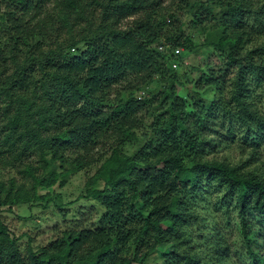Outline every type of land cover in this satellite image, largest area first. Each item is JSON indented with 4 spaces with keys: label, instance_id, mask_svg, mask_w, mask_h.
Here are the masks:
<instances>
[{
    "label": "trees",
    "instance_id": "16d2710c",
    "mask_svg": "<svg viewBox=\"0 0 264 264\" xmlns=\"http://www.w3.org/2000/svg\"><path fill=\"white\" fill-rule=\"evenodd\" d=\"M215 7L222 32L202 44L217 63L187 67L174 51L194 47L193 30ZM182 14L193 16L192 32ZM255 37H264V0H179L175 10L167 0H0V264H149L171 244L168 264H229L221 230L195 234L211 204L237 227L241 263L264 264V175L252 167L264 148V50L251 49ZM228 83L229 97L210 101ZM208 123L239 134L248 162L204 159L197 131ZM22 129V143L40 145L35 154L17 153ZM9 166L32 179L29 190L12 195L2 183ZM86 167L96 171L81 199L100 202L99 224L76 221L23 252L4 214L47 207L41 188L64 187ZM198 238L210 240L202 261Z\"/></svg>",
    "mask_w": 264,
    "mask_h": 264
},
{
    "label": "rangeland",
    "instance_id": "374dc122",
    "mask_svg": "<svg viewBox=\"0 0 264 264\" xmlns=\"http://www.w3.org/2000/svg\"><path fill=\"white\" fill-rule=\"evenodd\" d=\"M178 3L179 0H167V5L174 10L177 8ZM218 11L219 9L215 7L214 18L207 19L201 33H198L197 30H193L194 47L176 48L180 51V54L178 55L181 57V60H184L186 66L189 65L187 67H202V69H206V67L213 66L217 63L216 57L213 56L212 58H209L210 50L202 43H204L207 36H209V38H217V36L222 32L221 22L217 20V18H219V15L217 16ZM185 13L187 12L185 11ZM192 18L193 16H190L189 14L181 15L184 29L190 32H192ZM74 33V38L78 39L79 36L77 32ZM235 33L241 37L247 38L242 33ZM158 48L161 50V44L158 45ZM251 49L264 50V37H255L251 42ZM180 72H187L190 74L187 69H182ZM176 84L178 86V94L188 98L187 93L189 90L184 89V86H182L179 82ZM153 88H155L154 85ZM227 88L228 89L225 90V92L212 91L208 95V98L211 101L213 100L215 94L219 93H222L223 97H229V93L227 91L231 88L230 83L227 84ZM148 97L150 96L146 91H141L140 96H138L139 99ZM5 102L8 104V107L11 105L10 99ZM16 107L17 105L13 108ZM3 112L4 111H1L0 109V113ZM4 121L5 118L0 120V123L3 124ZM207 126V128L201 127L199 128V132L197 131L198 135L206 145L204 159L226 160L237 165H242L248 162L250 159V147L246 146L240 140L239 134H236V137L233 139L231 136H226L225 129L221 124L213 125L208 123ZM19 135H22V137L19 138ZM29 137L30 136H28L23 129L20 130L17 135L13 136L12 140L15 141V143H18L17 153L23 155L35 154L34 150L35 148L40 147L39 144L33 142L31 146H27L22 143L23 140L28 139ZM260 152V156H257V158H259V163L253 164L252 167L255 168L258 173L264 175V148L263 150H260ZM31 164L34 168L39 170V173H43L40 165L36 164L35 158ZM20 167L22 168V165ZM19 170L21 169H16L12 166H9L8 169L4 170L5 172L2 183H4L8 189H12V195L16 194L19 188H26L29 190L31 184L33 183L30 177L24 174H18ZM95 171V168L89 169L86 167L82 172L75 174V176H73L64 187L58 186L56 188H41V195H45L46 193L50 194L51 202H48L50 205L47 207H35L31 211V209H29V205H20L16 208V211H18L19 214H4L9 228L14 231L17 237H22L20 244L23 252L27 250L30 241L32 242L34 248L38 249L47 246L51 241L59 240L63 237L66 231L77 226L75 225L76 221L77 224H80L79 227L83 228H90L99 224V220L104 212L100 202L92 199H81V195L85 192L84 190H86V186L90 179L94 176ZM12 180L14 181V184L11 183ZM5 196L6 194L4 193L3 197ZM205 209L206 211H200V213L207 216L209 224L207 227L199 226L197 228L198 232L195 234L199 235L200 233L201 238L204 233L207 236H211L216 233V230H221V233L226 235V241L231 245V252L228 258L229 264H243L235 253L242 246L241 236H239L237 227L235 225L233 227H227L226 222L228 218L224 220L223 215L220 212H217L212 204ZM193 235V233L190 234V236ZM200 238L197 240L196 250L199 252L200 261H202V258L204 257L203 251L208 248L207 243H209L210 240L206 239L203 242H200ZM176 242H180V240H176ZM159 247L157 248L158 252L155 251V254L152 255L149 264H168L163 256L166 253L171 252V249L174 248L173 245H163V247ZM143 251L146 252L147 248ZM130 256H133L132 253Z\"/></svg>",
    "mask_w": 264,
    "mask_h": 264
},
{
    "label": "built area",
    "instance_id": "2783aa9c",
    "mask_svg": "<svg viewBox=\"0 0 264 264\" xmlns=\"http://www.w3.org/2000/svg\"><path fill=\"white\" fill-rule=\"evenodd\" d=\"M175 52H176L177 55L180 54V51L178 49Z\"/></svg>",
    "mask_w": 264,
    "mask_h": 264
},
{
    "label": "clouds",
    "instance_id": "9594fccd",
    "mask_svg": "<svg viewBox=\"0 0 264 264\" xmlns=\"http://www.w3.org/2000/svg\"><path fill=\"white\" fill-rule=\"evenodd\" d=\"M174 54L176 55V52L174 51Z\"/></svg>",
    "mask_w": 264,
    "mask_h": 264
}]
</instances>
